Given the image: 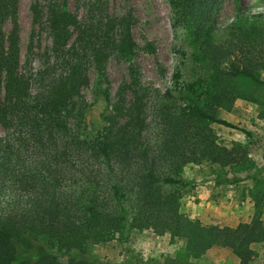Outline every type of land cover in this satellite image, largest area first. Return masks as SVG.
Listing matches in <instances>:
<instances>
[{"label": "trees", "instance_id": "16d2710c", "mask_svg": "<svg viewBox=\"0 0 264 264\" xmlns=\"http://www.w3.org/2000/svg\"><path fill=\"white\" fill-rule=\"evenodd\" d=\"M215 1L182 0L180 7L203 32ZM258 6L253 13L238 11L222 42L206 33L208 49L222 46L232 57L212 83L180 82L176 68L172 84L149 96L133 61L140 46L131 11L112 12L108 0H35L33 22L46 25L50 46L41 68L28 74L19 0H0V264H114L95 259L91 249L131 229L183 239L194 258L220 246L238 264H252V246L264 243L259 211L235 227L192 220L180 211L174 187L188 163H249L246 149L218 143L210 124L249 135L218 109H231L238 79L258 82L264 69V11ZM113 57L128 61V77L92 139L85 133L82 91L92 70L99 79L106 76ZM147 118L157 121L153 140L144 135ZM260 204L264 191L256 208Z\"/></svg>", "mask_w": 264, "mask_h": 264}, {"label": "rangeland", "instance_id": "374dc122", "mask_svg": "<svg viewBox=\"0 0 264 264\" xmlns=\"http://www.w3.org/2000/svg\"><path fill=\"white\" fill-rule=\"evenodd\" d=\"M182 0H108L112 12L123 14L131 11L134 16L133 34L140 49L133 61L148 88L149 96L154 88L164 92L173 82L177 68L180 82H193L200 78L213 82L221 70H227V61L232 58L217 46L204 45L206 33L215 43L229 35L228 25L236 21L238 11L248 13L264 11V0H216L212 7L208 28L203 32L191 15L185 16ZM35 0H19V24L21 39L22 69L34 74L41 68L50 46V35L45 24H34L31 5ZM45 5L47 0H39ZM263 3V4H262ZM73 8V7H72ZM152 48L154 51H150ZM184 53V57L180 54ZM128 61L111 58L102 79L92 70L90 86L82 91L85 98L83 118L85 133L94 139L107 123L112 112L116 92L127 79ZM258 82L238 79L236 97L231 109H218V115L244 128L249 135L236 129L210 124L216 140L223 146L235 143L247 151L249 163L233 166L202 161L184 165L181 181L174 187L179 195V209L192 220L220 226L235 227L249 222L256 211L264 221V204L256 208V199L264 191V69L258 73ZM219 80V79H218ZM221 80V79H220ZM99 81V84L97 83ZM176 96H179L176 94ZM182 106L181 101H175ZM144 135L153 140L157 121L147 118ZM82 129H79V132ZM5 131L0 126V137ZM239 181L231 183L230 180ZM252 264H264V243L252 246ZM91 253L97 260L104 258L114 264H238L237 258L227 247L214 246L198 258L190 256L185 241L158 235L151 229H131L127 235L94 245Z\"/></svg>", "mask_w": 264, "mask_h": 264}]
</instances>
